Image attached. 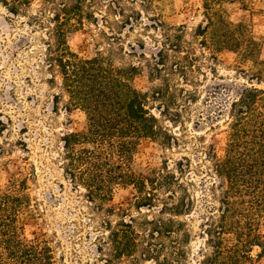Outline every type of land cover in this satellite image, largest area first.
Here are the masks:
<instances>
[{"label":"trees","instance_id":"1","mask_svg":"<svg viewBox=\"0 0 264 264\" xmlns=\"http://www.w3.org/2000/svg\"><path fill=\"white\" fill-rule=\"evenodd\" d=\"M253 1L202 0L203 23L193 38L199 40L201 57L207 52L211 63L223 52L250 63L255 78L251 80L260 84L264 75L261 43L248 26L228 22L223 11L226 3L238 2L246 8ZM35 2H40V8L27 25L44 33L41 62L49 82L56 84L58 79L61 97L67 99L65 109L79 110L86 119L84 132L62 137V166L65 179L74 191H84L93 211L100 234L97 252L102 258L108 255L104 264H123L124 260L129 264H184L191 233L181 219L194 208L184 181L189 160L175 162L173 169L165 162L147 173H136L131 167L142 140L167 150L179 147V138L160 123L152 113L154 108L172 126L183 127L181 113H188V106L197 102L194 92L171 87L168 79L177 75L187 85L201 70L185 27L167 26L156 12V0H140L144 11L153 12L144 28L159 36L148 35L160 46L151 56L150 80L163 82L141 92L131 84L137 67L116 66L111 57L100 53L83 59L69 49L67 34L84 23L96 22L94 0H0L13 17H26L22 14ZM216 90L223 92L225 100L224 105H216L214 114L217 118L227 115L223 153L218 155L213 145L201 152L220 180L219 208L214 211L217 215L211 212L205 220L203 238L208 252L196 264H264V234L260 231L264 225V89L243 86L236 90L219 84ZM59 99L60 95L54 96L55 107ZM155 102L163 109L152 106ZM32 176L13 178L0 188V264H58L48 239H27L24 234L23 221L41 214L29 193ZM118 187L134 189L132 208L137 215L130 209L117 211L108 206ZM143 209L148 213H142Z\"/></svg>","mask_w":264,"mask_h":264},{"label":"rangeland","instance_id":"2","mask_svg":"<svg viewBox=\"0 0 264 264\" xmlns=\"http://www.w3.org/2000/svg\"><path fill=\"white\" fill-rule=\"evenodd\" d=\"M94 1L96 22L84 23L67 34L71 52L83 59L100 53L111 57L116 66L137 67L138 72L132 77L131 84L141 92L162 86V80L151 81L149 76L151 56L160 47L148 38V35L159 37L158 33L144 28L150 23L147 18L152 17L153 12L144 11L140 0ZM39 8L40 2H35L22 14L26 17H13L0 4V188L13 178L34 175L28 181L29 193L41 214L23 221L25 237L48 239L58 264H104L108 249L104 258L97 252L96 237L100 234L93 211L86 202L84 191H74L65 179L62 166V137L72 132H84L85 115L76 109L67 111V99L61 97L59 80L56 84L49 82L50 75L41 62L44 47L40 41L44 33L27 25L29 17ZM155 8L167 26L185 27L186 40L199 56L201 70L194 75V82L186 85L177 75L168 77L171 87L194 92L197 102L188 106V113H181L183 127L179 124L172 126L154 108L152 113L160 123L179 138V147L167 150L154 141L142 140L131 168L136 173H147L160 169L165 162L173 169L175 162L183 158L189 160L190 168L186 169L184 181L194 199V208L181 220L187 223L191 233L184 264H196L208 252L203 238L205 220L219 208L220 180L212 163L205 160L201 152L207 145H213L218 155L223 153L227 115L217 118L214 114L216 105H224L225 100L223 92L216 90L217 85L236 90L243 86L264 89V75L257 84L251 80L254 78L252 65L242 63L229 52L220 53L214 63L208 59L207 52L201 57L203 51L193 35L203 23L202 0H156ZM263 10L264 0H255L246 8L238 2L223 6L228 22L248 26L261 43L262 61ZM55 95H60L57 107L53 102ZM152 106L163 109L159 102L152 103ZM134 196L132 187H118L108 206L117 211L130 209L131 214L137 215L132 208ZM142 213L148 212L143 209ZM260 231L264 234V225ZM256 252L254 250L253 254ZM122 263L129 264L127 260Z\"/></svg>","mask_w":264,"mask_h":264}]
</instances>
